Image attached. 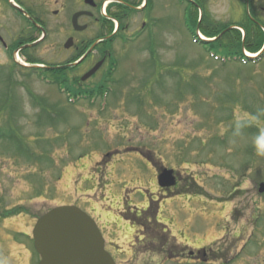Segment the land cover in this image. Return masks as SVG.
<instances>
[{"label":"rangeland","instance_id":"1","mask_svg":"<svg viewBox=\"0 0 264 264\" xmlns=\"http://www.w3.org/2000/svg\"><path fill=\"white\" fill-rule=\"evenodd\" d=\"M254 1L262 12L252 22L264 27V0ZM17 2L42 18L46 35L23 51L34 63L19 56L24 64L35 66L23 73L11 67L8 54L12 52L0 44V65L11 67L13 75L10 82L5 72L4 77L0 74V123H6L4 116L13 115L20 141L13 135H0V264H36L38 256L33 252L28 263L27 247L14 244L10 236L13 232L16 241H24L17 230L30 229L29 223L34 222L30 217L64 204L93 213L87 204L92 199L109 215L93 213L105 239L121 246L110 243L108 247L116 254L117 264H178L168 258L174 253L169 234L193 248L210 245L213 259L189 260L190 264H264V191H258L260 183L264 184V43L259 54H246L256 56L252 62L257 64L232 61L222 65L193 40L186 26L188 2L155 0L153 21L147 24L143 40L125 45L112 42L118 51V67L110 77L112 82H106L111 88L108 96L97 97L93 104L89 99L72 104L59 88L66 71L60 69L56 78L46 72L69 59L63 43L70 33L75 1ZM245 7L242 0H206L203 11L223 25L241 24L252 13ZM54 10L60 12L54 15ZM21 21L11 5L0 0V35L7 46L20 47L40 36V31ZM96 32L92 25L85 33L94 36ZM195 37L204 44L217 40L216 47L227 42L219 36L209 41L201 32ZM144 42H154L157 49L160 63L154 68L137 51ZM101 75L91 82L102 83ZM142 83L141 95L152 97H146L140 108L125 102L122 97ZM62 88L71 87L63 83ZM135 145L152 150L151 155L161 162L157 165L176 169L194 188L191 177L195 178L200 189L195 198L183 194L182 203L175 202L179 203L176 209L169 205L158 209L156 218L171 229L169 234L153 232L144 243L129 237L134 245L130 248L126 241L119 242L126 234L124 225L122 233V227L106 221L117 216L118 210L126 211L125 219L131 216L133 208L121 201L124 186L128 193L133 187L156 188L152 169L133 153L123 154ZM117 150L122 154L117 156ZM108 152L115 155L98 164ZM139 194L148 196L136 191L129 204L140 206ZM22 209L30 213L29 218L3 217ZM153 212L151 208L149 213ZM28 247L32 250L33 243Z\"/></svg>","mask_w":264,"mask_h":264},{"label":"flooded vegetation","instance_id":"2","mask_svg":"<svg viewBox=\"0 0 264 264\" xmlns=\"http://www.w3.org/2000/svg\"><path fill=\"white\" fill-rule=\"evenodd\" d=\"M74 1H75L74 5H77V6H76V9L72 13L74 14L75 12H78V11L85 12L83 16H80L78 18V24L79 25L85 24L87 26L86 29H84L81 32H76L71 28L70 34L68 35V37L73 38V45L68 50L64 49L65 51L72 53V55L79 54L80 55L79 58L81 56H84V54H86L82 58V60L75 66V69L69 74L70 77H72L74 81H76L77 79H80L81 76L85 72H87L97 63H101V67L95 73V75L100 73L101 71L103 72V71L108 70L110 60H111L110 50L112 52H115V58L117 57V52H118L117 49H113L114 50L113 51L112 48H109L112 45L110 43L112 41L114 42V39H113L114 35L118 34V38H117L118 41L117 39L116 41L121 44H122V41L124 40L122 37L124 36V34L126 35L128 33H130V35L127 37L129 38V40H130V37H132V39L135 41L139 39L143 40L147 24L153 21V16L151 15V12H152V7L154 5L155 0H93L90 3H84V0H74ZM191 1H192L193 8L197 10L201 8L200 0H194V1L191 0ZM63 5L64 4H62V6ZM21 6H22L21 11L16 10L17 14L20 17V20L25 19L21 23L27 24L26 21H28L30 25L36 27V30H39V31L41 29L44 30L42 18H40L36 14L35 15L30 14L28 9L23 4H21ZM103 7H105L104 13L102 12ZM22 11H24L26 15H24ZM53 12L57 14L58 10L57 11L54 10ZM28 14H29V18L27 19ZM112 19H115L117 21V27L114 33L111 31L113 33L111 35V32L108 33V28L110 27L109 22ZM92 25H95L97 29V32L95 33L94 36L88 35L85 33L86 31L90 30ZM103 28H104V32L98 33V31H101ZM145 43L146 42H144V45ZM138 52H143L144 56L147 55L148 57L147 62H150L151 53H150L149 48L147 49L145 47L140 48ZM67 65H69V63L66 64L65 66ZM92 79L89 78V80L84 81V82L78 81V84L76 82L75 86L76 88L86 90L89 87H91L88 84H91ZM132 152L138 155L141 161H143L150 168H152L154 174H156L155 173L156 169L162 168V165H157V162H155L154 159L151 158L149 150L143 149L141 146H137L133 148ZM105 161L106 160L102 161L101 163L104 164ZM176 178L177 179L175 180L174 186L160 188L157 191L152 192V195L156 197L161 195L162 197L165 198V200L177 198L178 196H181L182 195L181 193L182 184H181L180 178L178 176ZM144 192H148V191L145 190ZM151 202H153L152 198H146L147 205H151L152 204ZM147 205H146V208L144 209L145 211L138 210L132 213L133 214V218L131 219L132 225L141 226V228L142 226L145 227V221H146L145 216L148 214ZM125 213L126 212L124 211V212H120L119 214L123 215ZM132 245H130V247ZM171 256H178V254L171 253ZM184 256L186 258L191 259L193 262H203V261L208 262L210 258L213 259L212 256L210 257V252L203 250V249H199V248H197L196 250L192 249L188 251Z\"/></svg>","mask_w":264,"mask_h":264},{"label":"water","instance_id":"3","mask_svg":"<svg viewBox=\"0 0 264 264\" xmlns=\"http://www.w3.org/2000/svg\"><path fill=\"white\" fill-rule=\"evenodd\" d=\"M80 14L76 13L72 17L75 28ZM70 43L69 39L65 47L68 48ZM97 68L98 65L85 74L82 80L91 76ZM170 172L164 170L161 173V185L170 184ZM263 191L264 184H261L259 192ZM32 235L41 258L39 264H115L103 248V239L94 221L75 206L56 207L41 216Z\"/></svg>","mask_w":264,"mask_h":264},{"label":"trees","instance_id":"4","mask_svg":"<svg viewBox=\"0 0 264 264\" xmlns=\"http://www.w3.org/2000/svg\"><path fill=\"white\" fill-rule=\"evenodd\" d=\"M196 24H197L196 19L192 17H189V20L186 23V25L189 26L192 33H195ZM240 26H242L245 31L244 39H242L239 31L227 30L223 34V37H221L222 40L225 39L227 42L223 41V44L219 47H216L215 45H213V43L218 44L217 40L216 42L215 41L205 42L204 44L205 49L214 50L215 52H217L218 50L219 53H222L225 55H231V56H235V55L242 56L243 48H245V50H248L252 53L259 51L260 43L263 42L264 40V34L262 33L260 26L250 20L249 21L247 20L241 23ZM199 28L206 37L213 38V37H216L223 30L227 29L228 26L223 25L220 22L213 21L209 17H207L199 23ZM49 72L53 74L56 73L53 70H50ZM0 74H2V76L4 77V71H1ZM73 91L77 92L76 89H74ZM4 102L5 101L2 102V105ZM6 121L8 122L7 124L8 131L6 132L8 133V135H13L17 138L16 135L11 133V131H13V127L11 125L12 119L11 120L7 119ZM7 137L11 138L10 136H7ZM17 140L19 141L18 138Z\"/></svg>","mask_w":264,"mask_h":264}]
</instances>
